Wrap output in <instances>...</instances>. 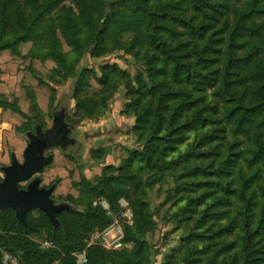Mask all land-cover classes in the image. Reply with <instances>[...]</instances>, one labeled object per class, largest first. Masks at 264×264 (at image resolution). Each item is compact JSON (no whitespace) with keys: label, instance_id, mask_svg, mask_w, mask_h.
<instances>
[{"label":"trees","instance_id":"trees-1","mask_svg":"<svg viewBox=\"0 0 264 264\" xmlns=\"http://www.w3.org/2000/svg\"><path fill=\"white\" fill-rule=\"evenodd\" d=\"M126 34L131 40L124 52L144 68L137 88L129 90L143 148L129 150L118 168L106 166L94 183L83 178L79 198H67L86 208L64 204L56 225L42 212L38 218L27 213L22 224L14 211H0V264L3 253L19 264H77L74 254L84 250V264H151L145 236L156 223L145 199L154 182L169 176L168 200L195 194L179 213L195 212L219 193L214 204L226 210L215 218L226 221L212 235L204 233L209 227L199 231L213 214L208 205L194 226L185 225L181 245L163 264H264V0H0V51L20 55L26 42L42 49L44 59L59 65L61 78L75 79L77 111L86 100L78 95L84 72L75 71V59L99 56L109 43L121 45ZM63 44L71 51L64 52ZM108 69L97 79L104 87L110 73L123 75L115 65ZM0 109L16 110L1 99ZM174 151L178 156L165 160ZM121 197L130 201L134 217L123 240L130 249L86 247L90 233L111 223ZM100 200L108 210L93 205ZM43 232L46 248L32 240ZM216 238L217 252L194 257V240Z\"/></svg>","mask_w":264,"mask_h":264},{"label":"rangeland","instance_id":"rangeland-1","mask_svg":"<svg viewBox=\"0 0 264 264\" xmlns=\"http://www.w3.org/2000/svg\"><path fill=\"white\" fill-rule=\"evenodd\" d=\"M130 40L131 35H124L120 39L121 45L109 43L96 57L84 55L75 59L71 53L69 59H75L73 66L75 71L84 72L83 86L78 95L86 100V106L78 111L75 109L76 102L73 98L75 79L61 78L57 73L60 70L59 65L52 59H44L42 49L33 47L31 42H26L19 45L20 55L10 54L8 50L0 51V84H3L0 99L13 104L16 108L0 109V182L4 177L3 169L10 165L12 156L19 162L23 161V151L29 143L30 134H35L37 129L43 132L49 130L57 117L63 118L69 129L68 137L72 141L64 147L56 146L47 150L45 154L52 156V162L45 166L41 173L21 184V187L25 188L30 181L39 178L40 187L53 188L51 195L56 204L61 203L74 206L79 211L84 210L86 205H74L67 198L69 196L79 198L83 178L94 183L95 179L103 174L106 166L118 168L128 158L129 150L143 148L137 134V116L132 108L133 93L130 94L129 90L132 91V87L137 88L138 72L144 68L143 63H137L132 55L124 52V47ZM63 50L71 51L65 44ZM112 65L117 66L123 75L110 73V84L104 87L97 79L102 77L104 72H110L108 67ZM143 79L149 83L147 75ZM35 106L38 112L34 109ZM25 125L27 130L24 131L22 128H25ZM191 139L192 136L186 139L180 149L185 150ZM177 156V151H174L165 160L169 161ZM150 175L151 173L143 174V181ZM172 179L170 176L161 178L147 190L145 201L150 204L156 223L154 231L145 236L151 252V264H163L168 255L176 253L181 245L185 225L194 226L196 219L208 205H214L209 211L213 214L207 217L206 224L201 225L199 231L209 227L204 233L212 235L217 230V225L226 221V218L219 221L215 218L218 212L226 210L217 203L214 204L219 193L209 195L203 204L197 205L195 212L179 213L187 197H193L195 194H185L183 195L185 198L180 200V195L175 193V198L168 200V192L173 187ZM99 202H105L109 209V204L105 200ZM117 204L118 209L110 214L111 223L104 229L90 233L87 241L92 240V245H99L109 251L130 249V244H125L122 249H115L112 245L104 246L105 243L111 244L115 232L107 236V242L99 238L116 219L119 220L124 237L125 228L133 225V219L129 224L123 220L124 218H118L125 204L130 207V201L121 197ZM39 212L32 211L33 217H40ZM232 215L229 213L230 217ZM233 238L235 235L227 237L224 241L228 242ZM32 240L39 245L48 241L44 232ZM218 241L217 238L194 240L191 244L196 250L194 257L205 259L212 252H217L221 247ZM82 252L75 254L81 255ZM224 257L229 261L231 252L224 254ZM78 258L76 257V260ZM1 264H4L3 256Z\"/></svg>","mask_w":264,"mask_h":264},{"label":"water","instance_id":"water-1","mask_svg":"<svg viewBox=\"0 0 264 264\" xmlns=\"http://www.w3.org/2000/svg\"><path fill=\"white\" fill-rule=\"evenodd\" d=\"M63 118L57 117L47 131L36 130L31 134L29 143L23 151V161L12 156L10 165L3 169L4 177L0 182V211L10 209L15 212L18 222L25 224L26 215L38 210L46 215L50 223L57 224L56 215L63 211L64 204H54L51 199L53 188L40 187V179L35 178L25 188L21 184L43 171L52 161L45 152L53 147H64L72 139Z\"/></svg>","mask_w":264,"mask_h":264},{"label":"built area","instance_id":"built-area-1","mask_svg":"<svg viewBox=\"0 0 264 264\" xmlns=\"http://www.w3.org/2000/svg\"><path fill=\"white\" fill-rule=\"evenodd\" d=\"M94 205L100 204L102 205L106 210L108 209V206L106 205L105 202H99V201H95L93 203ZM118 218H124L123 220H125L127 223L131 224L132 223V219H133V212L131 210V208L125 204L124 208L122 209V212L120 213V215L118 216ZM111 232H115V236L111 241V244L108 243V245H105L106 247H110L112 245L113 248L115 249H122L125 244L123 242L124 240V232L123 229L121 227V225L119 224V220L116 219L114 220V222L112 223V226L105 232L101 233V235L99 236V238H101L103 241H108L107 236L111 233ZM87 246L89 247L90 245H92V240L87 241ZM42 247L46 248L50 246V243L48 241H45L41 244ZM74 256L79 257L77 260L78 264H84L86 262V256H85V251L82 252L81 255L78 254H74ZM3 263L4 264H18L17 259L13 256H11L8 253H3Z\"/></svg>","mask_w":264,"mask_h":264},{"label":"crops","instance_id":"crops-1","mask_svg":"<svg viewBox=\"0 0 264 264\" xmlns=\"http://www.w3.org/2000/svg\"><path fill=\"white\" fill-rule=\"evenodd\" d=\"M1 68H3L2 66H1ZM4 78V77H3ZM1 88H3V84H0V89ZM4 160V159H3ZM3 162H5V161H3Z\"/></svg>","mask_w":264,"mask_h":264}]
</instances>
